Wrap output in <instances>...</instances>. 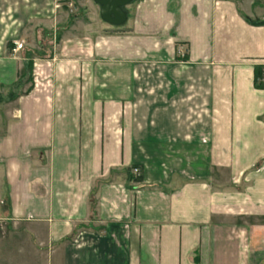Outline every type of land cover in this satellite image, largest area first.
<instances>
[{
    "label": "crops",
    "instance_id": "1",
    "mask_svg": "<svg viewBox=\"0 0 264 264\" xmlns=\"http://www.w3.org/2000/svg\"><path fill=\"white\" fill-rule=\"evenodd\" d=\"M128 9L0 0V264H264V0Z\"/></svg>",
    "mask_w": 264,
    "mask_h": 264
},
{
    "label": "water",
    "instance_id": "2",
    "mask_svg": "<svg viewBox=\"0 0 264 264\" xmlns=\"http://www.w3.org/2000/svg\"><path fill=\"white\" fill-rule=\"evenodd\" d=\"M139 0H93L99 7L101 20L113 28L124 27L129 20V7Z\"/></svg>",
    "mask_w": 264,
    "mask_h": 264
},
{
    "label": "built area",
    "instance_id": "3",
    "mask_svg": "<svg viewBox=\"0 0 264 264\" xmlns=\"http://www.w3.org/2000/svg\"><path fill=\"white\" fill-rule=\"evenodd\" d=\"M65 2H68V1H70V0H64ZM23 48V44L22 43H16V49H15V51H19V50H21ZM260 83L262 84V85H264V73H263V75H262V78L260 79Z\"/></svg>",
    "mask_w": 264,
    "mask_h": 264
},
{
    "label": "trees",
    "instance_id": "4",
    "mask_svg": "<svg viewBox=\"0 0 264 264\" xmlns=\"http://www.w3.org/2000/svg\"><path fill=\"white\" fill-rule=\"evenodd\" d=\"M263 75V74H262ZM262 75L257 76L258 80L260 81V79L262 78ZM261 84V83H260ZM262 85V84H261Z\"/></svg>",
    "mask_w": 264,
    "mask_h": 264
}]
</instances>
